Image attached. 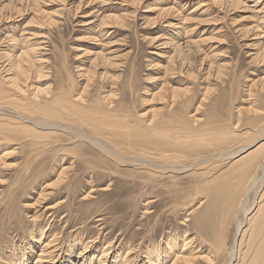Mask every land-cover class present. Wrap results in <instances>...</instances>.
I'll return each instance as SVG.
<instances>
[{"label": "bare ground", "instance_id": "bare-ground-1", "mask_svg": "<svg viewBox=\"0 0 264 264\" xmlns=\"http://www.w3.org/2000/svg\"><path fill=\"white\" fill-rule=\"evenodd\" d=\"M39 1L40 0H31L34 4H38ZM65 1L67 0H64L63 2ZM85 1L79 0V4L76 6V10L78 12H80V9L82 8V5L85 4ZM92 1L93 0L87 1V6L89 3L91 4ZM105 1L107 3V0ZM124 1L126 4L131 5L132 3L135 6V4L141 0ZM24 2L26 1L24 0ZM174 2H176L175 6L161 7L158 8L159 11H157L158 15L167 18H170L172 15L179 16L177 17L178 19L176 18L178 22H173L167 19L166 22L168 27L179 28V26H183V24L192 22V20L195 19V16L193 15L195 10H190L188 14H181L182 11L179 9L182 5H185L186 7L188 0H175ZM210 2L212 1L210 0ZM223 2L225 4L221 6V11L224 13L225 17H229L232 11L233 13L238 10L247 11L245 8H249L251 10H249L252 13L251 19H254L253 16L258 17L256 24L243 28H237V31L240 33V37L242 39L253 40L250 39L251 36H254L252 38H257L255 41L244 44L247 48L252 50V53L250 54L252 62L261 59L264 64V30L261 28L264 27V0H255L254 4L251 6H245L243 3L244 0H225L221 3ZM27 3L29 2H26V4ZM214 3H220V0L213 2V5L215 6ZM202 4L203 3H201L199 7L204 6ZM198 9L200 10L202 8L200 7ZM31 10L34 9L32 8ZM25 11H27V9ZM205 11L206 9H204L201 13ZM37 12L40 15L38 22L40 26L46 25L47 22L50 24H56L58 22V19L48 16L49 12L43 9H37ZM98 15H100V13ZM117 16L118 15L115 17ZM156 16H154V18ZM104 17L105 19L102 17L100 18L102 20H99L100 23L102 21V24H104L103 26L107 28L112 23L109 24V21H106V19L112 17V15L107 14V18L106 15ZM122 19L125 20V18ZM129 19L132 18L130 17ZM215 19L217 20V18ZM157 20L153 21L156 22ZM196 20L198 21V18ZM201 20L202 21H198V26L196 25L191 28V31H195L199 28V25L204 22L203 19ZM232 20L236 23V21L240 22L242 19L239 20L232 18ZM113 21L114 19L112 22ZM116 21L118 22V20ZM207 21L209 22L210 20L208 19ZM211 21L210 23H212ZM91 22H87L86 24H90ZM126 25L128 27L127 23ZM57 27H59V25ZM184 30L185 33L187 31L191 32L189 31L188 25L184 27ZM175 33L176 35L183 34V31H176ZM101 34H103V32ZM30 35H32V37L28 36V38L33 40V38L38 37L40 34L34 32ZM41 36H43V34H41ZM192 36L194 35H186L182 39H176L175 42L168 38V40L166 39L162 42V46H168V44H171L173 53L171 52L172 54L167 55V59L170 62L171 67H177L178 73H180V75L184 74L186 77L190 78L189 81L192 78L195 80L197 79V84L200 86V92H195L196 88L191 89L188 87L189 85H186L185 88L173 85L168 87L167 84L169 83L166 84L168 87L167 89L165 84L161 83L162 86L160 85L161 87H159V90H157L154 94H151V98L153 99L150 98L148 101L151 102V100H153L154 102H157V96H160V101L158 100V102H161L163 106H160V108H154L152 111L148 109V112L139 111V113L138 110L135 112L130 108L131 106H125L123 103L124 101L117 97V91H110L111 93L108 92L107 89L102 91L103 84L107 83L106 81L111 80V76L108 77L106 74L107 71L110 70H107L106 73L103 71V73L99 72L98 69L107 65L117 66V64L120 63L114 62L110 58L112 56L108 57V54L105 55L99 52L91 60V64L93 65L92 67L90 65L89 69H77L78 77L86 82H84L85 84L83 87L82 85L80 86L81 91L77 90L79 89V86L76 87V85L73 84V78L69 73L67 84L57 88H54V86L50 87L47 84V86L30 84L33 77H37V81H40L47 75L44 73L45 70H43L46 66L44 65V62L47 60L42 57L38 58V56L35 55L38 46L44 45L41 46V48L45 49L47 45L46 43H52L47 37L40 40V43H36L39 39L33 40L30 42L28 48L20 50V53L16 52V54L11 57L12 60L8 59L10 61H7L8 63L5 64L4 67L2 64L1 68H3L2 70L4 75L0 76V147H2V145L12 144V141L17 143H14L16 146L13 151H6L0 155V161H5L6 158L14 155L17 149L20 147L23 149L24 147L27 151L26 154H28V161L30 160L31 162L28 164L29 162L27 161L26 166L24 164L26 171L23 177H30V171L32 173V169L30 168H33L32 165L36 163V159H34L35 155L41 158L43 156L42 154H46L47 151H53L54 153L52 156L54 159L56 158L55 163L59 165L57 171L59 169L60 170L58 172L56 171L57 178L54 182L47 185L43 189H41L42 184L39 185L40 192L37 196L38 198L34 199V202L41 206L45 205V202L50 198V196H57L59 194L63 195L64 193L66 194L65 199H61L53 205L46 207L43 212L44 215H46V218L44 219L46 227L42 226L43 228H41V231L39 232L40 235H38L37 239H34L35 241L40 242L42 240L45 230L48 227H51L52 223L56 219L55 214L58 211L61 209L69 210V206L71 207L70 201L73 198V195H76V191L74 193V188L76 190L75 186L80 184V181L78 180L79 177L76 178V176H74L75 174L71 175V171L75 168L80 170L82 174H85L87 171L88 179L86 183L87 185H90L91 188L82 198V200L86 201L83 203L81 201L80 205H84V207H82L83 209L87 208V204L89 203L87 200L93 196L92 194L95 192L98 193V191L106 192L110 190L111 185L116 184L114 183L116 180L113 181V179L115 177L116 179L120 177L117 174L128 176L131 179L130 182H125V184L123 183L124 187L122 190L116 193L122 195L132 192L136 193V191H138L142 195L143 193L149 191L151 194L156 195H154L155 199L150 201V203H152L165 197L167 192L166 182L165 184L163 183V181L166 180L165 177H170L171 180H174L176 178V174L187 172L190 169L191 171L193 170L191 174L194 173L196 175L195 171L198 170L197 168L214 165L209 168L207 172H205L206 174L209 172L211 173L213 169L216 171V167L218 168L220 164L222 165V163L229 160L231 163L228 165L226 172L224 171L221 176L219 174V176L212 178L207 177L206 175V177H203L201 175L204 179L202 180V183L197 186V189H199L200 192L202 191V193L205 192L207 199H205L204 202L199 201L200 205L197 207L199 210L194 217L195 226L193 227H196L200 237H205L209 240L212 239V243L216 244V247L223 252L225 259L224 264H233L234 261L242 256L241 247L244 244L250 248V250L254 249L255 251L254 255H249L251 259L250 261L248 260L249 262H247V264H264V76L259 79L252 78L246 83L247 88L244 101H248L250 104L246 102L248 104L236 106V101L240 96L239 89L242 87L240 85V78L242 77L239 76V78V73L237 72L236 75V71L232 70L230 72L228 70L227 63L219 62L220 60L218 59L220 58L217 56L218 52H213L212 50H204L203 52L202 43H205L208 39H195L192 38ZM156 37H154L153 42H155ZM152 39L153 38H151V40ZM210 39L212 40V38ZM148 43L150 44L152 42L150 41ZM214 48H216V46H214ZM51 49L49 48V50ZM123 56L124 55L122 54V57ZM231 65L233 64L231 63ZM55 67L57 66L55 65ZM161 67H163V65ZM55 69L57 70V68H54V71ZM115 70L117 69L115 68ZM112 72H114V70ZM112 72L110 73L112 74ZM167 74L169 75L168 71ZM114 76H112L114 78H112V81H115V77L117 78V76ZM57 77L58 76L56 75L55 78ZM118 80H120V78ZM191 81L190 85H192ZM121 82L123 81L121 80ZM113 83V86H115V82ZM112 84H110V86ZM124 84L119 85L124 87L126 85ZM226 85L228 86L226 87ZM106 86H109V84ZM217 86L221 87L217 88ZM194 87L196 86L194 85ZM181 89L182 92L183 89L187 92H184L185 94L183 93L182 95ZM166 90L168 91L167 95L165 94L167 93ZM156 98L157 100H155ZM176 103L179 104L178 108L176 107L177 109L171 110V106ZM241 127H248V129L244 132H240ZM64 136L74 139V143L76 141H81L84 145L87 143L97 154L88 153L87 151L85 152V149L84 152L82 150L79 151L74 146L71 148V146L67 149L68 153L70 151L72 154L71 161L68 165H64L66 164V157L58 158V155L60 154L59 151L64 150L68 145V142H64L62 139ZM255 142H257V144L252 150L233 159L240 150L244 151ZM78 144L80 145V142ZM21 152L22 151H20V153ZM41 161L42 160L40 159V162ZM107 162H112L120 168L122 166H130L132 169L128 168L130 171L127 170L124 174L123 171L125 168L121 173V169L119 167L116 168H119V170L114 169L116 166L111 168V166L107 165ZM6 164L9 165L10 163L8 164L6 161ZM38 164H40L39 161ZM36 168L38 169V167H35L34 169ZM207 168L208 167H206V169ZM23 170L24 169L22 168L20 171ZM41 170H37L31 179L23 178L15 182L13 181V184H11L10 187L8 185L9 193L11 190L13 191V188L17 189L20 184L21 186L19 187H23L22 185L26 184L25 186L31 187L33 190L34 186L38 184V177L43 174ZM232 174H234L235 179L230 183V187L225 189L224 184L228 186V182H226L227 178L225 177ZM15 175L17 176V174ZM18 175L20 176V174ZM191 177L195 178L193 176ZM102 178H108L110 184L99 189L97 183L98 180ZM10 196V194H3L0 199V206H7L8 203L12 204L13 196ZM91 199L93 200V197ZM35 203H28L26 206L24 205V207L33 208ZM101 203L103 204V202ZM96 204L98 205V201ZM11 207L12 206H10L9 209ZM100 207H102L101 204ZM18 208L20 209V206ZM19 209H17V211H19ZM95 209L96 208H94V211ZM149 209L150 208L146 207V210L142 212V214H151L153 211H150ZM54 210H56V213ZM92 211L93 210L90 211L91 214ZM71 212L72 209H70L67 213H64L60 218V220L64 223V229L66 226L69 228L71 227L70 223L73 220L71 215L74 213ZM88 213L86 212L85 218L88 216ZM97 213H99V211ZM34 215L35 220H41L40 218L42 214H37V211H35ZM10 216H8L9 218L7 220L10 219L11 221ZM12 216L14 217V214ZM97 216V221L101 222L99 225L105 224L104 214L100 212ZM44 220L40 221V223ZM15 221L16 225L22 228L21 224L17 220ZM231 223L235 225L236 229L233 244L228 246L229 242L226 241V234ZM76 224L77 225L75 226L77 227L70 232L71 235L68 240H64L63 238L60 239L61 236L59 237L58 234L55 233L48 241L39 243L43 245L41 246L39 252H36L37 258L35 260V264H61V261L65 258L66 253H72L79 248L80 249L76 256L77 259L72 260V264H93L95 263V258H97V264H188L191 261H195L193 259H195L198 254V251L192 249V244L187 242L186 238L182 240V245L178 242L171 241L170 238L165 240V245L163 246L160 245V243H157L155 240L158 233H160L158 229H156L159 227L157 226L158 223L153 226L154 228L157 226L155 229L145 231L144 235H142L139 239L137 234H133V242L138 241L137 243L134 244L127 240L123 242L120 241L121 245L118 247L114 246L116 244H113V241L108 242L107 238H104L103 235H101L104 232L105 225L100 228V231L103 230L101 233H97L96 236H89L85 221L82 220ZM100 241L103 243L102 250L100 247L96 250V245ZM79 245L80 247H78ZM29 256L30 255H20L16 261H9L5 258L3 263L27 264L28 259H30ZM142 257H144V260H141ZM204 261L206 260H203V262ZM209 261L207 259V262ZM217 262L219 261H216V263L214 262V264H217ZM220 263L221 262L218 264ZM221 264H223V262Z\"/></svg>", "mask_w": 264, "mask_h": 264}, {"label": "rangeland", "instance_id": "rangeland-1", "mask_svg": "<svg viewBox=\"0 0 264 264\" xmlns=\"http://www.w3.org/2000/svg\"><path fill=\"white\" fill-rule=\"evenodd\" d=\"M25 1L29 2V3H27L28 5L26 4V2H24V0H0V71L3 69V68H1L2 64L4 67L5 64H7L10 61L8 59L12 60L11 57H13L14 54H16V52L20 53L21 52L20 50L28 48L30 42H32L35 39H39V41L36 43H40V40H43L44 38L47 37L48 40L51 41L52 43H50V42L46 43L47 45H46L45 49L41 48V46H44V45L38 46L37 47L38 49L35 52L36 53L35 55L38 56V58L42 57V58L47 60L46 62H44V65H46V66H45V68H43V70H45L44 73L47 75L44 78H42V80H40V81H37V77H33L30 81V84L41 85V86H47L48 85L50 87L54 86V88H57V87H60V86L67 84V82H68L67 78H68V73H69V74H71V76L73 78V84H75L76 87L79 86V89H77V90L81 91L80 86L82 85V87H83V85L86 82H85V80L78 77L77 69H89L90 65L92 67L93 65L91 64V60L94 58V56L97 53L101 52L105 55L108 54L107 55L108 57L114 56L113 58L112 57H110V58L114 62H118V63L120 62L121 63V64L119 63L120 65L117 64V66L107 65V66H104V67H101L98 69L99 72L104 71L105 73L107 70H110V71H107L106 74L108 77L111 76L110 77L111 80L106 81L107 83L103 84L102 91H105V89H107L108 92H110V91L112 92L113 90L115 92L116 91L119 92V93L116 92V94L118 95L117 97L122 99V101H124L123 103L125 106H127V107L131 106L130 108L133 109L135 112L137 110H138V112L139 111L140 112H142V111L148 112V109H150L152 111L154 108H160V106L161 107L163 106L161 102H158L160 96H157L158 100H157V98L155 99V100H157V102L156 101L154 102L153 100H151V102L148 101L152 97L151 94H154L155 92H157V90H159V87L162 86L161 83L165 84V87H167V86L169 87V86L173 85V86H181V87L185 88L186 85L187 86L189 85L188 87H190L191 89L196 88L195 92H197V93L200 92V86L197 84V82H198L197 79L195 80L194 78H192L191 79L192 81L190 80L192 85H190V81H189L190 78L186 77L184 74L180 75V73H178L177 67H176L177 71H176V68L171 67L170 62L167 59V55H170L173 53V50L171 48V44H168V46L167 45L162 46V42H164V40H166V39L168 40V38L172 39V41L175 42L176 39H178V38L182 39L186 35H189V34L194 35V36H192V38H195V39H198V38L208 39L205 43H202L203 52H204V50H207V51L212 50L213 52H218L217 56H218V58H220V59H218V60H220L219 62L227 63L228 70L230 72L232 70L236 71V75L238 72L239 73L238 77L239 76L242 77V78L239 77L240 82H241L240 85L242 87H240V89H239V95L240 96L236 101V103H237L236 106H242V105L248 104V103L250 104V102L244 101V97L246 94V88H247L246 83L252 78L259 79L260 77L264 76L263 61L261 59H258L257 61L252 62V57L250 55L252 53L251 52L252 50L247 48L244 44L247 42L250 43L252 41H255L257 38H252L254 36H251L250 39H253V40L242 39L240 37V33L237 31V28H243L246 26H252V25L256 24L258 21V17L253 16L254 19H251L252 13L250 12L251 10L249 8H245V10H247V11L238 10L237 12H234V13L232 11L229 17H225L224 13L221 11L222 10L221 6H223V4H225L224 2L223 3H221V2L225 1V0H220V3H214L215 6L213 5V2H216L219 0H211L212 2H210V0H209L211 5L208 2V0H188L186 7H185V5H182L179 9H180V11H182L181 14H188L190 12V10H195L194 14H193L195 16L194 17L195 19L192 20V22H188L186 24H183V26L182 25L179 26V28L168 27L167 22H166L167 19H169L173 22H178V20H176V18L179 16L172 15L170 18H167V17L161 16V15H158V13H157V11H159L158 8L172 6V5L175 6V4H176V2H174L175 0H141V1L137 2L135 4V6L132 3H131V5L126 4L124 0H119V1L118 0H107V3L105 0H93L91 2V4L89 3L87 6V1H89V0H86V1L84 0L85 4L82 5V8L80 7L81 8L80 12H78L76 10V8H77L76 6H78L79 0H69V1L67 0L65 2H63L64 0H52V1L51 0H40L39 1L40 6H39V2H38V4H34L33 2H31V0H25ZM108 1H110V2H108ZM254 1L255 0H249V1L244 0L243 3L245 6H251L252 4H254ZM205 2H206V4H205ZM67 3H69V4H67ZM101 3H102V5H101ZM201 3H203L202 5H204V6H200L202 9L199 10L198 8H200L199 5H201ZM25 4L27 7L25 6ZM140 5H141V7H140ZM148 5H149V7H148ZM30 6H31V8H30ZM32 6H34V7H32ZM16 7H18V8H16ZM154 7H155V9H154ZM32 8L34 10H31ZM219 8H220V10H219ZM26 9H27V11H25ZM37 9H43V10L49 12L48 16H51L52 18L58 19V22L56 24H50L47 22L46 25L40 26V24L38 23L40 15L37 12ZM204 9H206V11L201 13ZM209 9H211V10H209ZM217 10H218V12H217ZM34 11H36V12H34ZM76 11H77V13H76ZM97 11L100 13V15H98L99 13ZM95 12H97V13L94 14ZM125 13H127V14H125ZM53 14H54V16H53ZM107 14L108 15L111 14L112 17L107 18ZM114 14H115V16L116 15H118V16L115 17ZM131 14H132V16H131ZM105 15L107 18L106 21H109L108 22L109 24L110 23L113 24V25L110 24V26L107 28L103 26L104 24H102V21L100 23V20H102L100 18L103 17L105 19V17H104ZM129 16L132 19H129L130 18ZM154 16H156L155 17L156 19L154 18ZM244 16H245V18H244ZM127 17H129V18H127ZM133 17H135V18H133ZM122 18H125V20H123ZM147 18H149V19H147ZM151 18L154 21L157 19H159V20L161 19V20L160 21L157 20L156 22H154ZM197 18H198V21H202L201 19H203L204 22L202 24H200L199 28H197L195 31H191L192 27H194L196 25L198 26L199 22L196 20ZM206 18H208L210 21L212 20L211 21L212 23H210V21L208 22L207 21L208 19H206ZM215 18H217V20ZM232 18L239 19V20L242 19V20H240V22L236 21V23H234ZM113 19H114V21L112 22ZM213 19H214V21H213ZM92 20H95V21H92ZM116 20H118V22ZM148 20H150V21H148ZM215 21H218V22H215ZM87 22H91V23L86 24ZM126 23L128 24V27H127ZM81 24H83V25H81ZM100 24H102V25H100ZM58 25H59V27H57ZM187 25L189 26V31H191V32L187 31L188 33L187 32L185 33L184 27H186ZM42 28H44V29H42ZM261 28H262V30H264V27H261ZM176 31H181V32L183 31V34L176 35V33H175ZM34 32L39 33L40 35L38 37L33 38V40L32 39L30 40V38H28V36L32 37V35H30V34H32ZM102 32H103V34H101ZM41 34H43V36H41ZM154 37H156L155 42H153ZM214 37H216V38H214ZM52 38L55 42L52 40ZM151 38H153V39L151 40ZM210 38H212V40ZM13 40H15V41H13ZM150 41L152 43L149 44L148 42H150ZM172 41H170V42H172ZM158 43H160V44H158ZM51 46H52V49H51ZM154 46H156V47H154ZM158 46H159V48H158ZM214 46H216V48H214ZM49 48L51 50H49ZM213 48H214V50H213ZM54 50H55V52H54ZM58 52H60V53H58ZM125 53H126V55H125ZM11 54H13V55H11ZM122 54L124 55L123 57H122ZM62 56H64V57H62ZM119 56H121V57H119ZM125 56H127V57H125ZM117 57H119V58L116 59ZM231 63L233 65H231ZM129 64H130V66H129ZM133 64L136 66H134ZM55 65L57 67H55ZM162 65H163V67H161ZM235 65H237V66H235ZM108 66H109V69H108ZM165 66L168 68V70ZM114 67L117 70H115ZM54 68H57V70L55 69L56 72L54 71ZM130 68H132V69H130ZM134 68H135V70H134ZM113 70H114V72H112ZM59 71H60V73H59ZM167 71H168L169 75L167 74ZM241 71H243V72H241ZM108 72H109V74H108ZM110 72H112V74ZM134 73H135V75H134ZM55 74L58 76L57 78H55L56 77ZM2 75H4L3 70L0 72V76H2ZM114 75L117 76L118 79L120 78V80H118ZM112 76L115 77V81L114 80L112 81V78H113ZM134 76H135V78H134ZM163 76H165V77H163ZM168 76H169V78H168ZM166 78H167V81H166ZM62 79H64V80L66 79V80L64 81ZM121 80L123 82H121ZM163 80H164V82H163ZM193 80H194V82L196 81L195 84H194ZM245 80H247V81H245ZM113 82H115V86H113L114 85ZM118 83L121 85H123L125 83L126 84V85L124 84L125 88L123 86L119 85ZM167 83H169V84H167ZM243 83H244V86H243ZM108 84H109V86H106ZM110 84H112V85L110 86ZM166 84H167V86H166ZM128 85H129V87H128ZM194 85L196 87H194ZM112 86H113V88H112ZM130 86L132 89L130 88ZM227 86L228 85H226V87ZM168 87H167V89H168ZM218 87L219 86H217V88ZM119 89H121L122 91ZM240 91H243V92H240ZM184 92H187V91L186 90L184 91V89H183V92H182V89H181L182 95ZM165 94L167 95L168 91ZM151 99H153V98H151ZM246 102H248V103H246ZM258 105H259V103H258ZM174 106H175V108H174ZM178 106H179L178 103L173 104V106H171V108H172L171 110L177 109ZM132 107H134V108H132ZM247 129H248V127H245V128L241 127L240 132H244ZM62 139L64 142H68V145L66 146V148L64 150H62L63 152L59 151L60 154L58 155V158L66 157V164H64V165H68L71 161L72 154L70 153V151H69V153L67 151V149L71 146H72L71 148H73V146H74L79 151L82 150L84 152V149H85V152L87 151L88 153L97 154L95 151H93L94 149H91L92 147L90 145H88L87 143L85 145L82 144L81 141H76L74 143V139H70L68 136H64ZM77 142L78 143L80 142V145ZM257 142H255L253 145H251L250 147H248L244 151L240 150L239 153L236 154L233 159L237 158L239 155H241L243 153H246V152L252 150L255 147V145L257 144ZM10 143H11V141H10ZM14 143H17V142L12 141V144L2 145V147H0V150H1L0 155H2L6 151H8V152L13 151L15 149V146H16ZM80 146H82V147H80ZM84 147H86L87 149ZM20 151H22V152L20 153ZM26 153H27V151L25 150V148L23 147V149H22V147H20L19 149H17V151L14 153V155H12L9 158H6L5 161H0V165H1L0 166V183H1L0 184V199H1L3 194H7V195L10 194L11 195L10 197L13 196L12 204L8 203L7 206H4V205L0 206V257H1L0 258V264H4L3 261L5 260V258H7L9 261L10 260L16 261V259L20 255H22V256L23 255L24 256L30 255L29 256L30 259H28L27 264H35V260L37 258L36 252L38 253L41 246L43 245V244L41 245L39 243H44L45 241H48L50 238L53 237V235L55 233H57L59 237L61 236L60 239L63 238L64 240H68L70 235H71L70 232H72V230L75 227H77V226H75V225H77L76 223L80 222L82 220L85 221V223L87 225V230L89 232V236H96L97 233H101L103 230L101 229L102 231H100V228L105 225L104 232L101 235H103L104 238H107L108 242L113 241V244H116V245H114L115 247L120 246L121 245L120 241L123 242L125 240L131 241L132 243L135 244L138 241L133 242V236H132L133 234H137V237L139 239L142 237V235H144L145 231L155 229L157 226H159L156 229H158V231L160 233H158L155 241L157 243H160V245H162V246L165 245L164 244L165 240H167L169 238L171 239V241L178 242L182 245L183 244L182 240L186 238L187 242H190V244H192V246H191V247H193L192 249H195V251H198L197 252L198 254L196 255L197 257L195 259H193L195 261L189 262L190 264H199V263H201V264H207V263L212 264L213 263L214 264V262L216 263V261H219L221 263L223 262V264H224L225 259L223 256V252L216 247V244L212 243V239L209 240L205 237H203V238L200 237L198 230L196 229V227H193V226H195L194 217H195L197 211L199 210V208H197V207L200 205V202H204L205 199H207L206 193L205 192L202 193V191L200 192L199 189H197V186L199 184H201L202 180L204 179V178H202V176L203 177L207 176V177H212V178L219 176V174L221 176L224 171L226 172L228 165L231 163V162H229V160L225 161L224 162L225 164L224 163H222V165L220 164V166L218 168L216 167V171H215V169H213L212 170L213 173L209 172L206 174L205 172H207L208 169L213 167L214 165L202 166L200 168H197L198 170H196L195 173L198 177L194 173L191 174V172H193V170L191 171V169L188 170L187 172H181L179 174H176L177 179L175 178L174 180H171L170 177H165L166 180H164V181L162 180V181L164 184L166 182V185H167L166 186L167 187L166 195H165V197L159 199L156 202H152V203H150V201L155 199L156 195L154 194L155 195L154 196L149 191L146 193H143L142 195L138 191H136V193L132 192V193L122 194V195H119L118 193H116V192H119L120 190H122L125 182H130V179H131L128 176H125L122 174L121 175L117 174L120 177L118 179H116V177L113 179V181L116 180L114 182L116 184L110 186L112 189L110 188V190H108L109 194H108V191H106V192L102 191L103 193L101 191H98V193L95 192L94 194H92L93 200L91 199L92 197H90L87 200L89 202L88 203L89 205L87 204V208H83V209H82V207H84V205H80L81 201H82V203L86 202V201L82 200V198L91 188H90V185H87V183H86L87 179H88L87 171L85 174L84 173L82 174L80 172V170H77L75 168L76 170L73 169L71 171V175L75 174L74 176H76V178L79 177L78 180L80 181V184L75 186L76 190L74 188V193L76 191V195L75 196L73 195L74 199L72 198L70 201V205L72 208L69 206V210L72 209V212H74V213L71 212L73 215V216L71 215V217L73 218V220L70 223L71 227L69 228L68 226H66L64 229L63 228L64 223L62 222V220H60L62 215L64 213H67L69 210L68 209H61L57 213H56V210H54L56 213L55 214L56 215L55 221L52 223L51 227H48L45 230L44 237L42 238V240L40 242H37L34 239H37L38 235H40L39 232L41 231V228H43L42 226L46 227L45 226V220H44L46 218V215H44V213H43L45 211L46 207L53 205L54 203L58 202L61 199H65L66 194L64 193L63 195L59 194L57 196H55V195L50 196V198L45 202V205L40 206L34 202V199L38 198L37 196L39 195V192H40L39 185L42 184L41 189H43L47 185L54 182V180L57 178L56 173L60 169L57 171V168L59 165H57L55 163L56 158L54 159L52 156V154L54 152L53 151H47L46 154L44 153V154H42L43 156L41 155L43 158L42 157L40 158L37 155H35V157H37L38 159L34 157V159H36V163H34L32 165L33 168L32 167L30 168V169H32V173L29 170L30 171V177H23L25 174V171H26L24 168V164L26 166V163L28 161V158H27L28 154H26ZM47 156L49 159L47 158ZM40 159L42 160L41 162H40ZM6 161L8 164L10 163L9 165H11V166L7 165ZM22 161L23 162L25 161V162L23 163ZM38 161L40 164H38ZM28 162H29L28 164H30L31 161L29 160ZM42 162H43V164H42ZM111 163L112 162H107V165L111 166V168H114L116 166L114 169L119 167L117 165H114V163H112V164ZM35 167H38V169L37 168L34 169ZM43 167H44V169H43ZM206 167H208V168L206 169ZM22 168L24 170L20 171V170H22ZM41 168H42V170H41ZM119 168L116 170H119ZM124 168L126 171L124 170ZM128 168L132 169L130 166H122L120 168L121 169L120 172L122 173V170H124L123 172L125 174L127 172V170H129ZM33 170H35V171H33ZM37 170H41L44 175L42 174L41 176L38 177V181H37L38 184L36 186H34L33 190L31 187L25 186L26 184H23L22 185L23 187H19V186H21V184H20L17 187V189L13 188V191L11 190L9 193L8 185L10 187V185L13 184V181L15 182V181L23 179V178L31 179L33 177L34 173L37 172ZM74 171H76V172H74ZM46 172H47V174H46ZM14 173L17 174V176ZM199 173H200V175H199ZM18 174H20V176ZM191 176H193L195 178H192ZM9 177H11V178H9ZM14 178H17V179H14ZM225 178H227L226 182H228L227 183L228 186H226V184H224V187H225V189H228L230 187V183L235 179V176H234V174H232V175L226 176ZM2 180H5V181H2ZM7 180H8V182H7ZM109 184H110V182H109L108 178H102V179L98 180V183H97L99 189L101 187H106ZM2 189H4V190H2ZM5 191H7V192H5ZM3 192H5V193H3ZM18 193H19V195H18ZM148 193H149V195H148ZM198 196H199V198H198ZM201 196H203V197H201ZM139 197H140V200H139ZM97 201H98V205L96 204ZM101 202H103V204ZM28 203L29 204L35 203V206H33V208L32 207H29V208L24 207V205L26 206V204H28ZM72 203H73V205H72ZM91 204L92 205L94 204V205L92 206ZM100 204L102 207H100ZM142 205H143V207H142ZM8 206L9 207L12 206L10 208L11 211H10ZM19 206H20V209L18 208ZM88 207H89V209H88ZM146 207L150 208L149 210L153 211V212L151 214H147V215L145 213L142 214V212H144L146 210ZM90 208H92V209H90ZM94 208H96L95 209V211L97 210L96 212L94 211ZM17 209H19V211H17ZM85 210L87 213L89 211V213L87 214L88 216L86 218H85V216H86ZM91 210H93L92 214L90 212ZM35 211H37V214H42V216L40 218L41 220H39V221L35 220V218H34L35 217V215H34ZM98 211H99V213L102 212V214H104L105 224L99 225L101 222L97 221V218H98L97 215L99 214V213H97ZM7 212H8V214H7ZM94 213H95V215H94ZM11 214L12 215L14 214L15 218ZM7 215L8 216L11 215L10 216L11 221H10V219L7 220L9 218ZM4 217H6V218H4ZM14 219L17 220L21 224L22 228H20L16 225V221ZM42 220H44V221L42 223H40V221H42ZM156 223H158V225L154 228L153 226ZM32 224H33V226H32ZM66 229H67V231H66ZM235 229H236L235 225L231 223L229 225V228H228V231L226 234L227 235L226 241L229 242L228 246L229 245L231 246L233 244ZM228 236H229V238H228ZM102 244L103 243L101 241L98 242L96 245V250L99 247L102 250ZM193 244H194V246H193ZM78 247H80V245ZM242 247H241L242 256H240L236 261H234L233 264H247V262H249L251 259L250 256L254 255V252H255L254 249H251V250H253V251H251L250 248H248L246 245L243 248ZM79 249L73 251L72 253H66L65 258L61 261V264H72V260L77 259L76 256L78 254ZM217 253H218V255H217ZM203 257L206 259H204ZM207 257H209V258H207ZM207 259H208V261L210 260L212 263L210 261L207 262ZM141 260H144V257H142ZM203 260H206V261L203 262ZM96 262H97V258H95V263H93V264H97ZM219 262H217V264Z\"/></svg>", "mask_w": 264, "mask_h": 264}]
</instances>
